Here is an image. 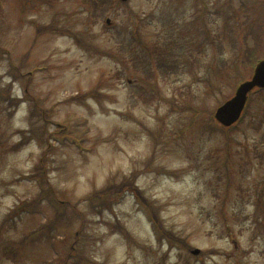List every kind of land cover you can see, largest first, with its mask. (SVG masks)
I'll return each instance as SVG.
<instances>
[{"label":"rangeland","instance_id":"rangeland-1","mask_svg":"<svg viewBox=\"0 0 264 264\" xmlns=\"http://www.w3.org/2000/svg\"><path fill=\"white\" fill-rule=\"evenodd\" d=\"M263 58L264 0H0V264H264Z\"/></svg>","mask_w":264,"mask_h":264},{"label":"trees","instance_id":"trees-1","mask_svg":"<svg viewBox=\"0 0 264 264\" xmlns=\"http://www.w3.org/2000/svg\"><path fill=\"white\" fill-rule=\"evenodd\" d=\"M15 68L18 71H20V69L18 67L15 66ZM16 73L18 74V72H16ZM259 91H262V90H259ZM20 102H21V99H19V98H10L9 99V105L11 107L17 106ZM33 106L37 107V103L35 101H34ZM21 144H22V142L17 143V145H21ZM128 187L133 190V192H134L133 196L135 197V199L137 201H140L146 207V209L150 215L149 222L151 224L152 230L154 231V234H156V236H157V241H160V240L164 241L165 240L170 246H173L172 241H173L174 237L171 238L170 236L172 234L163 228V226L161 224L162 221H161L160 216H159V209H158L157 205L153 201H151L147 197H145L143 192L141 191V189H139L137 187V185L132 184L131 176L124 179L119 184L109 183L103 189L93 191L91 193V195L86 197V199L88 201H93L95 199L96 202L98 203L96 206H97L99 212H101V210L103 208H105V209L110 208V202L108 201L107 196L117 194L118 192H121ZM120 232H123V231H120ZM125 236H126L125 238L131 239V237H129V234L126 230H125ZM76 242L77 241H75V240L72 241V244L70 246V250H73L77 255H80L79 250L76 247H73ZM70 250L67 252V255H66L67 259L72 258V261L69 264H81L80 259H78L76 256H73L70 253L71 252ZM63 264H68V263H66V261L64 260Z\"/></svg>","mask_w":264,"mask_h":264},{"label":"water","instance_id":"water-1","mask_svg":"<svg viewBox=\"0 0 264 264\" xmlns=\"http://www.w3.org/2000/svg\"><path fill=\"white\" fill-rule=\"evenodd\" d=\"M255 87L264 88V60L258 62L251 79L242 82L236 88L234 96L216 109L214 118L224 126L236 122L245 105L247 94ZM198 252V249L192 251L193 254Z\"/></svg>","mask_w":264,"mask_h":264}]
</instances>
